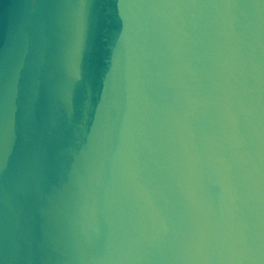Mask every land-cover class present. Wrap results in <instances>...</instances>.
I'll list each match as a JSON object with an SVG mask.
<instances>
[{"label":"water","instance_id":"95a60500","mask_svg":"<svg viewBox=\"0 0 264 264\" xmlns=\"http://www.w3.org/2000/svg\"><path fill=\"white\" fill-rule=\"evenodd\" d=\"M0 264H264V0H0Z\"/></svg>","mask_w":264,"mask_h":264}]
</instances>
